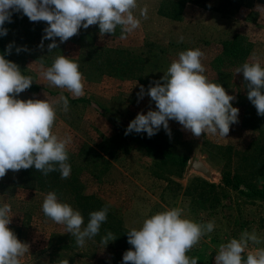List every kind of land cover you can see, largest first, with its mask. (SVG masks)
Segmentation results:
<instances>
[{"label":"rangeland","instance_id":"374dc122","mask_svg":"<svg viewBox=\"0 0 264 264\" xmlns=\"http://www.w3.org/2000/svg\"><path fill=\"white\" fill-rule=\"evenodd\" d=\"M145 5L148 18H141L140 27L125 39L120 38L119 26L113 35H100L98 25H93L82 27L65 43L56 38L59 47L51 52L50 40L39 47L47 23L30 22L16 13L4 37L5 49L14 42L7 56L19 62L23 75L33 78L31 87L17 98L51 102L61 94L67 97L69 110L57 111L52 129L59 137L72 138L67 179L78 180L83 196L109 205L108 214L124 229L139 228L146 217L173 207L184 208V215L197 223L214 219V230L186 253L198 258V264H213L219 246L238 239L244 230H255L264 239V198L257 194L264 192V116L257 115L247 98V82L235 71L245 62L264 66V0H138L134 10L138 18ZM22 46L28 51L17 54L16 47ZM196 48L204 53V75L236 98L232 105L239 109L238 122L230 125L228 136L204 133L195 138L173 120L171 138L162 126L151 138L134 132L185 158L183 166L152 157L134 142V133H124L138 113L156 110L149 96L138 100L140 86L147 92L150 81L159 80L181 51ZM239 50L241 59L236 58ZM119 51L125 55L118 56ZM59 55L79 64L85 84L82 97L50 85L41 75ZM195 161L206 164L214 180L196 173ZM52 177L32 167L9 170L0 178V205L8 203L12 209L9 228L29 246L21 264H122L123 254L132 248L127 235L105 246L101 237L108 225L103 223L99 234L79 247L64 225L44 215L45 195L62 191V179ZM36 178L53 181L54 189L42 187ZM58 194L61 202L77 210L71 193ZM103 207L95 205L93 211ZM82 216L86 226L88 215ZM257 247L264 243H250L248 250ZM248 250L242 254L245 259Z\"/></svg>","mask_w":264,"mask_h":264},{"label":"clouds","instance_id":"9594fccd","mask_svg":"<svg viewBox=\"0 0 264 264\" xmlns=\"http://www.w3.org/2000/svg\"><path fill=\"white\" fill-rule=\"evenodd\" d=\"M138 7V0H0V37L7 36L5 24L13 22V14L22 13L30 22L47 23L39 47L43 49L44 40H50L48 52L59 47L56 38L65 43L78 35L82 27L93 25H98L100 35H113L119 26L120 38L125 39L126 34L140 27L141 18H148V6L139 9V18L134 14ZM13 47L14 42L9 43L5 53L0 54V178L9 170L18 172L34 167L45 176L58 171L61 179H67L71 174L67 146L72 138L59 137L52 129L57 111L68 112V99L63 94L51 102L47 98L18 99L20 93L31 87L33 78L23 75L16 63L5 58ZM15 50L17 54L28 51L26 46ZM203 55L199 48L181 51L159 80L150 81L147 92L140 86L138 100L149 96L156 110L138 113L125 135L146 133L151 138L162 126L171 138L169 121L173 120L195 138L204 133L228 136L230 125L238 122L239 109L232 105L236 98L204 75ZM235 71L243 74L247 98L257 115L264 116V66L259 61L245 62ZM41 75L50 85L66 89L74 97L85 94L79 64L64 55L56 56ZM42 210L53 222L64 225L66 232L75 237L77 246L83 247L87 239L99 234L107 221L109 205L90 212L86 226L81 212L61 202L54 191L45 195ZM11 211L10 204L0 205V264H21L20 258L29 252V246L9 228ZM184 212L181 207L166 209L146 217L139 228L127 231V242L132 248L123 254L122 264H198V258H189L186 253L214 230L215 220L197 223ZM116 238L108 231L101 243L106 246ZM250 243L260 245L264 239L255 230H244L238 239L219 246L215 264H264V247L248 250ZM246 250L245 259L242 254Z\"/></svg>","mask_w":264,"mask_h":264},{"label":"trees","instance_id":"16d2710c","mask_svg":"<svg viewBox=\"0 0 264 264\" xmlns=\"http://www.w3.org/2000/svg\"><path fill=\"white\" fill-rule=\"evenodd\" d=\"M15 15H16V13L13 14L12 20H13V17ZM10 24L11 23H7L6 22L5 27L8 29ZM4 37H0V51H1V54L5 53V38ZM117 54H119L118 56L125 55V53L123 51H119V52H117ZM236 55H237V57H236ZM236 55H235L236 58L241 59L240 58L241 51H240V54L237 53ZM223 56H224V58L227 57L225 54ZM5 58L8 59V60L13 61L14 63H16L20 67L19 62H17L16 60H14L12 58H9L7 55H5ZM220 67H222V66H219V68ZM105 116H106V114H105ZM134 142L142 145V147L146 150V152L148 154H150L152 157H159L163 161L168 160V161H172L174 163H180L183 166L186 164V159L185 158L175 156V155L169 153L168 151H166V149L164 147H162L160 145H156V144L152 143L151 141H149L147 139H142V137L137 136L136 134H135ZM51 175L53 177H55V178L57 177V179L60 180V177H59L60 173L58 171L51 172ZM27 176H28V174H27ZM30 180H32V179H30ZM34 181L39 182L40 185L42 187H44V188H52V189H54V186H53L54 183H53V181H50L49 179L44 181L43 179H37L36 178ZM66 181L68 182V184H63V182H66ZM60 185L62 186L61 193H63V194L64 193H71V196H73L72 200H73L74 203H76L74 205H76L77 210H79L82 215H84V216L88 215V218H89V213L93 211V207L95 205H98L99 207L100 206L103 207V204H101L100 201L95 200L92 197L83 196V194H82L83 187L80 186V184L78 183V180H76L74 178L72 179V181H69L68 179H62V182H61ZM56 189H58V185H56L55 190ZM61 193L60 194L57 193V194L61 195ZM257 194L260 195V197L264 198V192H257ZM110 218H111V220H110ZM104 224L108 225L107 232L110 231L117 237L116 238L117 242L120 241V239H121L123 234L127 235V231L128 230L124 229L122 227V225L120 224V222L118 220H116L115 218H112V216H110L109 214L107 216V221Z\"/></svg>","mask_w":264,"mask_h":264},{"label":"water","instance_id":"95a60500","mask_svg":"<svg viewBox=\"0 0 264 264\" xmlns=\"http://www.w3.org/2000/svg\"><path fill=\"white\" fill-rule=\"evenodd\" d=\"M192 167L196 173L200 174L204 178L214 180V174L203 162L195 161Z\"/></svg>","mask_w":264,"mask_h":264},{"label":"built area","instance_id":"2783aa9c","mask_svg":"<svg viewBox=\"0 0 264 264\" xmlns=\"http://www.w3.org/2000/svg\"><path fill=\"white\" fill-rule=\"evenodd\" d=\"M215 255H216V253H215ZM215 255H214V257H213V264H215V259H214V258H215Z\"/></svg>","mask_w":264,"mask_h":264}]
</instances>
